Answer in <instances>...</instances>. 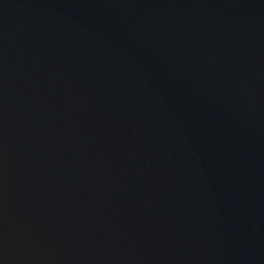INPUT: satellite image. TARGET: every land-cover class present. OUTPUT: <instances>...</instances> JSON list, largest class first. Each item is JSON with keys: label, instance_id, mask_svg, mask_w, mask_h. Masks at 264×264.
Returning <instances> with one entry per match:
<instances>
[{"label": "water", "instance_id": "water-1", "mask_svg": "<svg viewBox=\"0 0 264 264\" xmlns=\"http://www.w3.org/2000/svg\"><path fill=\"white\" fill-rule=\"evenodd\" d=\"M0 264H264V0H0Z\"/></svg>", "mask_w": 264, "mask_h": 264}]
</instances>
